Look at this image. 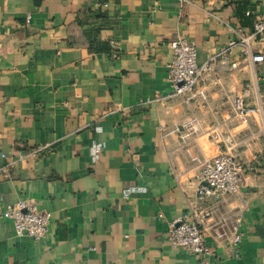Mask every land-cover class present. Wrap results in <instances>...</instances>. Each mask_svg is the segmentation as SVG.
Here are the masks:
<instances>
[{
  "label": "crops",
  "instance_id": "obj_1",
  "mask_svg": "<svg viewBox=\"0 0 264 264\" xmlns=\"http://www.w3.org/2000/svg\"><path fill=\"white\" fill-rule=\"evenodd\" d=\"M260 14L264 0H0V264H264V63L239 44L191 93L167 80L173 41L195 42L201 65ZM243 93L247 116L232 107ZM227 137L240 194L194 210L196 174ZM25 198L51 214L43 240L1 217ZM183 216L212 255L170 245Z\"/></svg>",
  "mask_w": 264,
  "mask_h": 264
},
{
  "label": "built area",
  "instance_id": "obj_2",
  "mask_svg": "<svg viewBox=\"0 0 264 264\" xmlns=\"http://www.w3.org/2000/svg\"><path fill=\"white\" fill-rule=\"evenodd\" d=\"M31 16L28 15L27 22ZM237 33V32H236ZM238 34V33H237ZM264 34V14L256 16L253 31L249 35H238V40H232L226 48L221 49L215 57L204 64L197 62V49L193 41L179 38L171 43L173 59L168 65L167 80L172 87V96H184L191 93L203 80L206 72L211 71L217 64V56L228 61L225 55L228 50L236 45L244 46V55L253 64L264 63V51H253L251 42ZM112 56L118 59L122 56L121 48L116 40L109 42ZM237 69L239 64H231ZM245 94L236 96L233 100V110L236 115L247 116L254 111L247 107ZM214 138L219 135L215 134ZM232 139L227 137L225 147L220 152L206 159L196 174L199 182L198 189L190 204L196 210L197 205L206 199L216 200L231 199L240 194L243 179L246 174L245 165L231 152ZM2 218L13 223L17 237H30L34 240L46 238L49 229L51 214L38 208L32 198L22 199L14 204L8 205L1 214ZM225 221V219H223ZM167 239L173 248L185 250L191 254L205 258L212 255V249L206 242L202 228L197 221L189 220L183 216L172 220L168 224ZM232 246L237 247L241 242V235L236 233L230 240ZM238 255V253H236Z\"/></svg>",
  "mask_w": 264,
  "mask_h": 264
}]
</instances>
